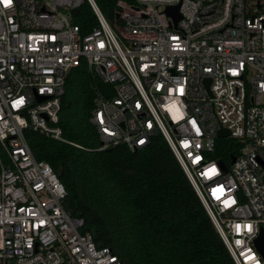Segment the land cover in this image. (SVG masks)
Instances as JSON below:
<instances>
[{
    "label": "built area",
    "instance_id": "obj_1",
    "mask_svg": "<svg viewBox=\"0 0 264 264\" xmlns=\"http://www.w3.org/2000/svg\"><path fill=\"white\" fill-rule=\"evenodd\" d=\"M84 1L0 0V264H123L81 229L25 133L66 139L61 97L81 62L109 85H94L96 148L161 133L235 263L264 264V0H117L113 20L87 0L97 22L83 30ZM225 136L228 159L216 153Z\"/></svg>",
    "mask_w": 264,
    "mask_h": 264
},
{
    "label": "trees",
    "instance_id": "obj_2",
    "mask_svg": "<svg viewBox=\"0 0 264 264\" xmlns=\"http://www.w3.org/2000/svg\"><path fill=\"white\" fill-rule=\"evenodd\" d=\"M96 2L113 20L117 0ZM74 13L83 30L97 22L87 0ZM95 84L109 87L83 62L68 71L59 111L66 139L25 129L35 155L64 183V206L84 218L81 229L98 245L111 246L123 264H236L161 133L134 148L125 143L96 148L100 139L89 119ZM233 152L232 137L217 138L221 158Z\"/></svg>",
    "mask_w": 264,
    "mask_h": 264
},
{
    "label": "water",
    "instance_id": "obj_3",
    "mask_svg": "<svg viewBox=\"0 0 264 264\" xmlns=\"http://www.w3.org/2000/svg\"><path fill=\"white\" fill-rule=\"evenodd\" d=\"M166 10L169 14L172 15L174 21L177 20V18L180 16V12L178 10V3L173 4V5H167ZM118 15V13H116ZM209 80V79H208ZM208 83V81H207ZM229 132V130L226 127H221L218 130L219 135H225ZM232 160L234 159V155H232ZM221 164L222 160H221ZM255 243L257 245V248L259 251L263 254L264 256V229L261 227L258 234L255 237Z\"/></svg>",
    "mask_w": 264,
    "mask_h": 264
},
{
    "label": "snow or ice",
    "instance_id": "obj_4",
    "mask_svg": "<svg viewBox=\"0 0 264 264\" xmlns=\"http://www.w3.org/2000/svg\"><path fill=\"white\" fill-rule=\"evenodd\" d=\"M9 2V0H5V3H8Z\"/></svg>",
    "mask_w": 264,
    "mask_h": 264
}]
</instances>
